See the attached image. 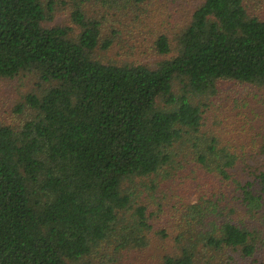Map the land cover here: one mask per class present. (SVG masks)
<instances>
[{"label": "trees", "instance_id": "16d2710c", "mask_svg": "<svg viewBox=\"0 0 264 264\" xmlns=\"http://www.w3.org/2000/svg\"><path fill=\"white\" fill-rule=\"evenodd\" d=\"M180 1L0 0V81L25 82L0 121V264H117L150 238L174 240L159 264H264L246 263L264 247V129L206 120L245 87L264 96V14L185 0L172 20ZM121 27L133 44L114 50ZM179 178L198 199L170 237L151 208Z\"/></svg>", "mask_w": 264, "mask_h": 264}, {"label": "rangeland", "instance_id": "374dc122", "mask_svg": "<svg viewBox=\"0 0 264 264\" xmlns=\"http://www.w3.org/2000/svg\"><path fill=\"white\" fill-rule=\"evenodd\" d=\"M250 3L254 5L257 11L264 14V0H250ZM251 4V5H252ZM144 7L145 4L143 5ZM193 7V4L189 1H180L177 3L171 4L168 8L167 6H163L164 10L170 11L171 19L180 21L182 20L183 16L187 14ZM149 10L147 7L146 12ZM145 13L143 16L146 17ZM62 19V16H57L56 21ZM167 26H169L167 24ZM129 28H122L120 29V38L118 39L121 42L115 41L114 50L119 47L129 46L128 44H133L132 39L129 40L126 33H128ZM118 52V51H116ZM112 51L111 53H116ZM25 86L24 81L18 82V80H10V81H0V121H10V117L12 116L11 107L13 103L19 98L20 90H23ZM228 88V87H227ZM227 88H224V92L227 93ZM262 93L258 90H255L253 87H245L243 90H239V94L234 96V101L230 100V98L224 97L223 99L233 103L232 107L235 109L230 108L228 102L221 104L219 100H217V105L213 104L212 102L216 100H212L209 103H212L208 106L206 110V117L208 125L214 128V125L217 123L215 118L216 115H223L226 113H231L235 115L237 111H241V113L247 114L248 117H251L254 124L256 126L257 131L264 129V96L261 95ZM221 99V98H218ZM208 103V104H209ZM247 105V106H246ZM244 106V107H243ZM215 109V111H213ZM210 110V111H209ZM246 139L250 141L249 135L247 134ZM255 140V139H254ZM258 139L257 141H259ZM256 141V140H255ZM256 141V142H257ZM257 147V146H256ZM255 146L249 148V145L246 147L245 153L243 155V159L246 163L250 164L251 166H258L259 153L257 154L255 151ZM254 163V165H253ZM244 166V164L242 163ZM250 166V167H251ZM242 167V166H241ZM246 168L245 174L242 172L239 173V178L241 176L248 175L251 171L249 168ZM190 179V178H189ZM157 180H161V176L157 177ZM179 181L182 180L179 178ZM188 182L177 183V185L172 184V187L175 189H166L163 191V200L161 201L162 204L160 208L156 207L151 208L154 212V219L152 221L153 230L158 231L160 229H165L170 237L176 233L177 224H179V218L182 214L184 206L186 203L191 204L196 202L198 199L197 194L194 192V187H191ZM192 189V190H191ZM186 190V191H185ZM190 190V191H188ZM180 212V215H179ZM241 216L248 218L247 214L243 213ZM158 234V233H157ZM264 244V238H262ZM150 245L140 250H131L125 251L121 259H118L117 264H159V256L163 253L167 252L168 250L173 249L172 244L174 242L173 238H150ZM251 260H255L257 263L264 261V247L259 249L255 258L248 259L246 263ZM244 263V259L240 256H236L234 264H242Z\"/></svg>", "mask_w": 264, "mask_h": 264}]
</instances>
